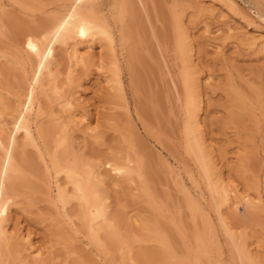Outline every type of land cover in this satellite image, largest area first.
I'll return each mask as SVG.
<instances>
[{
  "label": "rangeland",
  "instance_id": "1",
  "mask_svg": "<svg viewBox=\"0 0 264 264\" xmlns=\"http://www.w3.org/2000/svg\"><path fill=\"white\" fill-rule=\"evenodd\" d=\"M15 1L0 0L1 18L9 15L6 20L5 17L0 20L3 25L0 27V101L3 104L0 121L11 122L17 114L14 109H22L31 100H34L33 107L36 105L32 124L51 125L50 112L60 119L65 117L66 112L57 104L58 98L50 94L51 89L48 92L51 82H47L57 77V84L63 87L61 93L72 95L74 107L87 115L96 132L87 135L85 123L67 126L73 153L82 155L100 173L106 216L118 236L121 235L123 245L113 248L104 244L101 248L91 243L77 215L79 202L72 199L62 207L51 176V186L45 184L43 159L34 146L23 145L26 141L17 134V138L15 135L10 139L13 142L15 138L19 144H15L16 150H11L14 152L10 159L21 166L26 183L15 188L14 193L11 191L14 187H10L15 196L10 195L9 204L2 211L6 236H12L1 241L0 264H175L177 260L176 264H264V0H234L237 6L233 9L217 0H81L94 9L96 18L101 15V21L106 20L111 30L122 70L120 76L125 90L122 100L104 83L106 74L110 75L106 69L111 68V54L105 42L102 41V48L93 45L94 65L90 63L87 70L76 66L70 73L67 46L79 41L82 42L80 50H84L86 41L75 36L63 44L52 42L50 47L39 40L37 33L43 28L40 25L58 18L61 0H23L28 4L23 7L22 3L23 10L21 3ZM208 12L213 14L210 16ZM228 28L233 30L228 33ZM251 35L260 36L256 45L244 42ZM99 52L106 67L102 71L96 68ZM13 56L18 61L24 60V67L11 62ZM38 59L48 62L49 79L47 70L39 69ZM68 73L73 76L68 77ZM33 75L42 87L33 81ZM123 100L128 103L131 119ZM193 101L198 109L196 134L202 136L211 157L213 174L210 172L207 177L193 160L183 135L186 110L191 109L187 107ZM135 103L141 113L140 120L135 115ZM141 119L147 130L142 128ZM51 145L46 148L51 150ZM126 155L131 164L121 160ZM111 160L119 165L123 163L122 167H111L108 163ZM217 176L223 180L222 184L235 187L238 194L261 196V207L257 209L240 203L236 204V210L223 207L228 232L215 210L220 205V197L209 189ZM58 182L62 185L64 178L60 176ZM64 186L70 194L71 185ZM210 202L216 204L211 203L213 209ZM156 235L169 241L171 253L166 254ZM100 236L103 238L102 233ZM10 239L13 248L16 246L15 253L12 246L8 250ZM27 242L33 248H28ZM36 248L42 249V255L33 259L31 252ZM236 253L239 254L234 257Z\"/></svg>",
  "mask_w": 264,
  "mask_h": 264
},
{
  "label": "bare ground",
  "instance_id": "2",
  "mask_svg": "<svg viewBox=\"0 0 264 264\" xmlns=\"http://www.w3.org/2000/svg\"><path fill=\"white\" fill-rule=\"evenodd\" d=\"M11 1V0H10ZM28 1V0H26ZM26 1L25 3L23 2H20V0H17L15 2H18V3H21L19 5H21V9H22V6L25 7V4H26ZM30 1V0H29ZM60 2V0H58ZM61 4L59 5V8L58 11L60 12L58 18L56 16L55 20L54 18L51 19L52 21H50L48 24L44 23L40 26H43V28L41 27V29L39 28V32L40 34L37 33V35L40 37L39 40H41L42 43H45V44H51L52 42H54L56 44V42H59L60 43H64L67 41V39L71 38L70 41L72 40V37H75L78 39V38H81L82 40H85L86 42L84 43L85 46H83L85 49L84 50H80L79 46L82 42H75L74 44L72 43L69 44V46H67V49H66V53H67V57L69 59V61L71 60L70 65V73L74 72V68L76 69V66H82V69H86L87 70V67L91 64H93L94 61H91V57H92V53H91V50H93V45L94 44H98V47L99 48H102V46H104L102 43L105 42L110 53L111 54V60H110V63H107L109 64V66L111 68H107L105 67L104 65V61L101 60V52H99V57H98V66L96 64V68L98 67L99 71H102V69H106L110 75H108L109 77H107V74H106V77H105V81L104 83L107 84V88L109 91H111V93H113L116 96H119V98H121L120 100L124 99L125 98V90H124V87H123V80L121 79V76H120V73H121V65L118 61V57H116V54H115V48H114V38H113V35L111 33V30L110 28L108 27L107 25V22H105L106 20L101 21V15H98V17L100 18H96L94 14V12L92 10L94 9H90L89 6H87L86 3H82L81 0H61ZM85 1V0H84ZM83 1V2H84ZM87 1V0H86ZM198 1V0H197ZM38 2V1H37ZM40 2V1H39ZM91 1H89L90 3ZM95 2V1H94ZM217 2H222L221 4L223 5H227V7L233 9L234 7L236 8L237 4L235 3L234 0H217ZM17 3V4H18ZM22 3H24L22 5ZM34 3V2H33ZM41 4V3H40ZM125 4V2H124ZM214 4V3H213ZM28 4H26L27 6ZM46 5V4H45ZM89 5V4H88ZM101 6V5H100ZM99 6V7H100ZM200 6V5H199ZM197 7L199 9V11H201V7ZM20 7V6H18ZM32 6H30L31 8ZM27 8V7H26ZM25 8V9H26ZM29 8V7H28ZM39 8V7H38ZM94 8V7H93ZM196 8V9H197ZM203 9L205 7H202ZM211 8V7H210ZM223 8V7H222ZM4 9V8H3ZM2 9V10H3ZM6 9V8H5ZM4 9V10H5ZM206 9V8H205ZM204 9V10H205ZM211 9H214V8H211ZM210 9V11H211ZM3 10V11H4ZM23 10V9H22ZM34 10V9H33ZM207 11L209 9H206ZM29 11V10H28ZM198 11V12H199ZM215 11V10H214ZM260 11V10H259ZM1 12V11H0ZM213 12V11H212ZM5 14V12H3ZM205 13V12H204ZM210 13V12H208ZM214 13V12H213ZM213 13H210V16L213 14ZM247 14V13H246ZM258 14V13H257ZM260 15V14H259ZM3 16V14H2ZM9 17V15H6L4 16L5 17V20H6V17ZM2 17L1 18V13H0V20L2 21V19L4 18ZM50 17V16H49ZM224 17V16H223ZM222 17V18H223ZM256 17V16H255ZM258 17V16H257ZM263 19V17L261 18ZM54 20V21H53ZM255 20V19H254ZM259 20V18H258ZM10 21V20H9ZM2 23V22H0ZM4 23V22H3ZM223 23V22H222ZM8 25V24H7ZM11 25V24H10ZM3 26V25H0V27ZM11 27V26H10ZM235 27V26H234ZM233 27V28H234ZM37 28V27H36ZM1 29V28H0ZM237 29V28H236ZM225 30V29H224ZM233 29L231 28H228V33L229 31H231ZM235 30V29H234ZM37 31V30H36ZM208 31V30H207ZM1 32V31H0ZM234 32V31H233ZM231 33V32H230ZM235 33V32H234ZM237 33V32H236ZM240 33V32H239ZM182 36L184 35V33L182 32L181 33ZM181 34H179L181 36ZM232 34V33H231ZM243 34V33H242ZM229 35V34H228ZM236 34L234 35H231V36H235ZM79 36V37H77ZM123 36V35H122ZM121 36V37H122ZM126 36V35H125ZM124 36V38H126ZM227 36V35H226ZM259 36V35H258ZM257 35H251L250 37H246L243 38L245 39L244 42L247 41V43L250 45V46H253V45H256L259 40H260V36L258 37ZM187 37V36H186ZM37 38V37H36ZM180 38V39H181ZM185 39V37H183ZM182 38V39H183ZM226 38V37H225ZM232 38V37H231ZM77 39H74V40H77ZM81 39H79L80 41H82ZM122 41L126 39H123L121 38ZM237 39V38H236ZM37 40V39H36ZM68 42V41H67ZM84 42V41H83ZM178 42V41H177ZM181 42V41H180ZM241 42V41H240ZM40 43V42H39ZM53 43V44H54ZM122 43V42H121ZM261 43V42H260ZM44 44V46H45ZM68 44V43H67ZM246 44V43H245ZM183 45V44H182ZM248 45V46H249ZM50 46V45H49ZM180 46V45H179ZM187 46V45H186ZM38 47V46H37ZM51 47V46H50ZM216 47V46H215ZM218 47V46H217ZM216 47V48H217ZM183 48V46H182ZM212 48V47H211ZM40 49V48H39ZM43 49V48H42ZM45 49V48H44ZM219 49V48H218ZM217 49V50H218ZM41 50V49H40ZM180 52H181V49L179 48ZM216 50V49H215ZM42 53V52H41ZM179 53V52H178ZM3 54V53H2ZM9 54V53H8ZM6 55V54H3V56ZM10 55V54H9ZM26 55V54H25ZM47 55V54H46ZM1 56V54H0ZM2 56V57H3ZM8 56V55H7ZM11 56V55H10ZM6 57V56H5ZM12 57V56H11ZM10 57V58H11ZM22 57V55H21ZM27 58H29L28 56H26ZM181 57V55H180ZM7 58V57H6ZM10 58L8 60H10ZM26 58V59H27ZM182 58V57H181ZM17 59V58H16ZM15 57L13 56V58H11V62H15L16 64H20L22 65L23 62L25 63V61H18L19 58L16 60ZM46 59L48 60L49 58L46 57ZM21 60V59H20ZM39 62H38V65H39V69H45L47 70V73L46 74L48 77V79L51 77V73H50V69H49V64L48 62H46V60H44L45 62H42L41 59H38ZM50 60V59H49ZM42 62V64H41ZM28 64V63H27ZM26 64V65H27ZM35 66L37 64H34ZM38 65L36 66V68L38 67ZM94 65V64H93ZM104 65V66H103ZM24 67V65H22ZM75 66V67H74ZM30 67V66H29ZM73 67V68H72ZM85 67V68H83ZM31 68V67H30ZM72 68V69H71ZM190 68V67H189ZM40 69V70H41ZM37 70V69H36ZM35 70V71H36ZM85 70V71H86ZM106 71V72H107ZM69 72V70H68ZM34 73V72H33ZM37 73V71H36ZM42 73V72H40ZM70 73H68V77L71 78V76L73 75H70ZM103 73V72H101ZM105 73V72H104ZM70 75V76H69ZM190 75V74H188ZM193 75V73H192ZM34 76V75H33ZM32 76V77H33ZM40 76V74H39ZM46 76V77H47ZM55 76V75H53ZM191 76V75H190ZM36 76H34L32 79L33 81L36 82V79H35ZM45 77V78H46ZM67 77V78H68ZM187 78V77H186ZM39 79V78H38ZM57 77L55 76V78L51 77L50 81H48L47 83L51 82L48 84V86L50 85V88L48 89V92L50 91L51 89V92L50 94H53V97L54 98H58L56 99L58 101V105H60L62 111H65L66 112V116L63 117L62 119H60L61 117L60 116H53L52 115V112L49 113V118H52L50 119L49 121H51V125L49 126H36L34 124H32V119H31V116L32 114L34 113L35 111V106L33 107L32 103L34 100H31L32 102L27 104L24 106L23 105V108L22 109H14V111L17 112L16 116H14V118L12 119L11 122H8L9 124H7V122L5 121H0V154H2L0 157V244H1V241L3 239H5V241H7V239H9V237L11 238V236L7 237L6 236V231L5 230V224H3V222H5V218L2 216V211L4 209L7 208V205L9 204L8 203V200L10 201V195L15 196L13 195V190H16L18 189L19 185H23L26 183V179L25 177H23V172L20 170L19 167L21 166H17L15 163H13V161H11L10 159V154H12V151L11 150H14L15 149V146L19 145L17 142H15V138H17V134H21V136L23 137L22 139L23 142L26 141V143H24L23 145H32L34 146V148H36L35 150L38 151V154L39 156L43 159V163H44V168H45V171H46V181H45V184L47 187L51 186V182L54 184L55 186V192H56V195H57V200L59 202H61L62 204V207H64L67 203L70 202V200L72 199H75L79 202V206H80V209H79V212H77V215H78V218H80V222L83 226V228L85 229V232L87 234V236L89 237V239L91 240V243L93 241V243L96 245H98L99 247L103 248V246H105L104 244H109V245H112V246H121L123 240L121 239V235L118 236V233H117V230H115L114 228V225L111 223L112 221L109 222V219L107 218L106 216V205L107 204H104L105 201H104V198H102V195H101V192H100V188H101V184L103 186V180L100 179L101 176L100 173H98V170L92 165L90 164V162L87 160H85L83 157H81L82 155H75L73 153V144H72V137H70V130L68 131L67 129V126L69 123H73V124H81L82 123H85L83 124V127H84V130H85V133L87 135H94L96 132L94 130V128H92L89 124V122L87 121V115H85V113L79 111L77 108V106L74 107V101L72 99V95L71 94H62L61 93V88H63L60 84L58 85L57 84ZM41 80V79H40ZM68 80L69 82V79H66ZM71 80V79H70ZM72 81V80H71ZM194 82V81H193ZM37 83V82H36ZM35 83V84H36ZM34 84V85H35ZM40 84V81L37 83V85ZM194 84L196 85V83L194 82ZM44 86V84H42ZM192 85V83H191ZM40 86V85H39ZM61 86V87H60ZM32 87V86H31ZM42 87V86H40ZM194 85L192 86L191 89H194ZM44 88V87H43ZM35 89V88H34ZM39 89V88H38ZM47 89V88H46ZM104 89V88H103ZM136 88H134L133 90H135ZM42 91L45 92V90L41 89ZM198 90V89H197ZM34 91V90H33ZM47 91V90H46ZM136 91V90H135ZM63 92V91H62ZM196 92V91H195ZM43 93V92H42ZM47 93V92H45ZM193 93V92H192ZM48 94V93H47ZM62 94V95H61ZM78 94V93H77ZM110 94V92H109ZM196 94V93H195ZM49 95V94H48ZM47 95V96H48ZM54 95H57V96H54ZM112 95V94H111ZM112 95V97L114 96ZM35 96V95H34ZM52 96H50L49 98H51ZM1 98V96H0ZM75 98V97H73ZM77 98V97H76ZM118 98V99H119ZM236 98V97H235ZM192 99V98H190ZM1 100V99H0ZM30 100V98H29ZM75 100V99H74ZM77 100V99H76ZM75 100V101H76ZM193 100V99H192ZM3 101V100H2ZM125 102V100H123ZM55 102V101H54ZM78 102V100L76 101ZM192 102V101H191ZM50 103V102H49ZM2 102L0 101V106H1ZM197 103H194L193 101V105L192 106H188L187 108L189 109V107H191V109L186 110L187 111V115L184 114V116L186 115V117H183L186 118L185 121V127L183 125V130L184 131V140L186 142V144L188 145V149L186 147V149L188 151H190L192 157H193V160H195L196 163H198V165L200 166V168L202 169V172H203V176L207 177L208 174L210 172H212L213 174V168H212V164H211V160L209 158L208 155H210L206 149V146L203 142V139L201 138L202 136H200V134H196V132L198 131V125H199V122H198V119H196V111L198 109H196V105ZM77 105V103H76ZM190 105V104H189ZM3 106V104H2ZM50 106V105H49ZM83 107V105H81ZM44 107V106H43ZM124 109L126 110L127 114L129 115V107H128V103L125 102L124 104ZM135 107H136V103H135ZM38 109L40 108V106L37 107ZM81 108V107H80ZM42 109V108H41ZM139 109V108H138ZM137 109V107L135 108V115L137 116V118L140 120L141 116H139V110ZM46 110V109H45ZM38 111V110H37ZM40 112V111H39ZM45 112V111H44ZM61 112V111H60ZM125 112V113H126ZM38 113V112H37ZM62 113V112H61ZM60 114V113H59ZM35 115V114H34ZM33 115V116H34ZM38 115L34 116V117H37ZM42 116V114H41ZM132 115H129L128 117L130 118ZM67 117V118H66ZM39 118V116H38ZM68 120H66V119ZM235 118V117H234ZM36 119V118H35ZM131 119V118H130ZM47 121V120H46ZM5 122V123H4ZM35 122V120H34ZM53 122H56V123H53ZM39 124V123H38ZM141 126H143L142 128L147 130L148 128L146 127V124H145V121H143L141 119ZM46 125V124H45ZM69 128V127H68ZM83 130V132H84ZM151 130V129H149ZM148 130V131H149ZM147 131V132H148ZM201 132V131H200ZM151 133V131H150ZM83 134V133H82ZM153 134V133H152ZM155 134V133H154ZM16 135V137H15ZM156 135V134H155ZM153 136V135H152ZM13 137H15L13 139V142L10 141V139H12ZM154 137V136H153ZM155 138V137H154ZM158 138V137H157ZM51 139V140H50ZM18 141V140H17ZM51 141L52 145L50 144ZM96 141V140H95ZM17 143V145H15ZM20 143V142H19ZM46 144V145H45ZM51 145V150L50 148H46L49 147L48 146ZM27 145V146H28ZM29 145V146H30ZM76 145V144H75ZM44 146V148H43ZM185 148V147H184ZM16 150V149H15ZM184 150V149H183ZM186 150V151H187ZM132 151V150H131ZM134 152V151H132ZM13 155V154H12ZM190 155V156H191ZM130 156V155H128ZM137 156V155H136ZM12 157V156H11ZM124 157V156H123ZM191 157V158H192ZM131 158V156H130ZM138 158V156H137ZM115 159V158H114ZM140 159V158H139ZM22 160V159H21ZM125 162V160L127 162V164H131L130 162V159L129 157H127L126 155V158L124 159H121ZM25 161V160H24ZM112 161V160H111ZM17 162V161H16ZM27 162V161H26ZM122 162V161H121ZM130 162V163H128ZM133 162V161H132ZM135 162V161H134ZM138 162V161H137ZM141 162V161H140ZM139 162V163H140ZM25 163V162H24ZM110 164L111 167L113 168H120V165L123 164L121 163L119 165V163H116L115 161L113 162H108ZM138 163V164H139ZM126 164V166H127ZM134 164V163H133ZM142 164V163H141ZM29 165V163H28ZM197 165V164H196ZM129 166V165H128ZM131 169L132 168V165H130ZM138 166V165H137ZM198 166V167H199ZM32 167V166H30ZM122 167V165H121ZM23 168V167H22ZM126 168V167H125ZM129 168V167H127ZM129 168V169H130ZM199 168V169H200ZM124 169V168H123ZM141 169V168H140ZM139 169V170H140ZM198 169V170H199ZM216 169V168H215ZM25 170V169H23ZM127 170V169H126ZM51 171V174L49 175L48 172ZM128 171H132V170H128ZM138 171V170H137ZM126 172V171H125ZM192 174V173H191ZM194 175V173H193ZM218 175V174H217ZM2 176V177H1ZM25 176V175H24ZM49 176V177H48ZM52 179H51V177ZM62 176L64 178V183H62V185L58 182L59 181V177ZM210 177L212 175H209ZM9 177V178H8ZM45 177V175L43 176ZM180 177V176H179ZM210 177L209 180L211 179ZM49 178L53 181L50 182ZM189 178H192V177H189ZM6 179V181H5ZM191 180V179H190ZM206 180V178H205ZM208 180V182H209ZM212 180V179H211ZM180 181V180H179ZM193 181V180H192ZM222 181L221 180V177L217 176L214 180H212L211 184L209 186H211L209 189L211 190L212 194L214 193V195H218V198L220 199V205L219 207H216L217 209L216 210V213H217V217L218 219H220V221L222 222V225L225 226V230L227 229L228 231L230 230V228L228 229V221L226 220V216L224 214V211H223V207H230L234 210H236V204L237 203H240V204H243L245 205L247 208L249 207V209L251 208L252 210L253 209H257L258 207L260 208V202H261V196L259 197V195L256 196V198H252L251 195H248V194H238L236 191V188L235 187H230L229 184H222ZM194 182V181H193ZM196 182V181H195ZM207 182V183H208ZM50 183V184H49ZM206 183V182H205ZM206 183V184H207ZM67 184H70L71 185V193L69 194L68 191H67V188L64 186V185H67ZM180 184V183H179ZM194 185V184H193ZM258 185V184H257ZM26 186V185H25ZM200 186V185H199ZM208 186V185H207ZM10 187H14L13 189H11ZM45 187V185H44ZM16 188V189H15ZM20 188V187H19ZM13 192H11L10 191ZM200 189V188H199ZM48 190V189H47ZM10 191V192H9ZM102 191V190H101ZM16 192V191H15ZM47 192V191H46ZM104 192V190H103ZM12 193V194H11ZM17 193V192H16ZM50 193V192H49ZM48 193V194H49ZM147 193V192H146ZM242 193V192H241ZM258 193V192H257ZM149 194V193H148ZM211 194V195H212ZM259 194V193H258ZM104 195V193H103ZM149 196V195H148ZM152 196V194H151ZM150 197V196H149ZM148 198V197H147ZM153 198V196L151 197ZM12 199V198H11ZM107 199V198H106ZM155 201V200H154ZM150 202V201H149ZM153 202V201H152ZM219 202V201H218ZM156 203V202H155ZM211 203L214 205L215 202H210L209 205H211ZM55 204V202H54ZM216 205V204H215ZM67 206V205H66ZM6 207V208H4ZM61 207V208H62ZM212 207V205H211ZM209 206V208H211ZM64 209V208H63ZM197 209V208H196ZM213 209V207H212ZM62 210V209H61ZM65 210V209H64ZM157 210V208H156ZM6 211V210H5ZM212 211V210H211ZM194 213V212H193ZM211 213V212H210ZM6 214V213H5ZM4 215V214H3ZM66 215V214H65ZM76 215V216H77ZM5 219H3V218ZM6 217V216H5ZM68 218V217H67ZM71 218V217H70ZM69 218V219H70ZM4 220V221H3ZM73 221V220H72ZM227 221V222H226ZM208 222V221H207ZM211 222V221H210ZM8 223V222H7ZM139 223V222H138ZM149 226V225H148ZM158 226V225H157ZM204 226V225H203ZM223 226V227H224ZM205 227V226H204ZM203 227V228H204ZM82 228V227H80ZM147 228V227H146ZM145 228V229H146ZM152 228V227H151ZM154 228V227H153ZM202 228V229H203ZM13 229V228H12ZM144 229V230H145ZM201 229V230H202ZM211 229V228H210ZM147 230V229H146ZM149 230V229H148ZM151 230V229H150ZM157 230V229H156ZM226 230V232H228ZM116 231V232H115ZM153 231V230H152ZM13 232V230H12ZM16 232V231H14ZM150 232V231H149ZM10 233V232H9ZM8 233V234H9ZM100 233L103 234V238H101L100 236ZM117 233V234H116ZM154 233V232H153ZM152 233V234H153ZM211 233V232H210ZM11 234V233H10ZM9 234V235H10ZM15 233H13L14 235ZM120 234V233H119ZM160 234V233H159ZM142 235V234H141ZM146 235V234H145ZM162 235V234H161ZM230 235L232 236V233H230ZM27 237V235H25ZM23 237V238H26V237ZM158 238V240L161 242L160 245H162V247L165 249L166 251V254L168 253H171L170 250H171V247H170V243H168L169 241H167V239L161 237L160 235H156ZM198 240V243H199V239H198V235H195ZM229 236V235H228ZM17 237V236H16ZM21 237V239H22ZM204 237V236H203ZM14 238V237H12ZM140 238V237H139ZM202 238V236H201ZM231 238V237H230ZM205 239V237L203 238ZM202 239V241H203ZM209 239V238H208ZM27 240V239H26ZM211 240V239H210ZM233 240V239H232ZM4 241V240H3ZM146 241V240H145ZM158 241V242H159ZM205 241V240H204ZM130 242V241H129ZM206 242V241H205ZM204 242V243H205ZM211 242V241H210ZM209 242V243H210ZM263 242V241H262ZM4 244H6L5 242H3ZM10 245H8V250H10V247L13 245L11 243V239H10ZM7 242V244H9ZM28 243V242H27ZM203 243V242H202ZM170 244V245H169ZM239 244V243H238ZM2 245V244H1ZM31 243L29 242L27 244V247L28 248H33V247H30ZM96 245H94L96 247ZM123 245V244H122ZM202 245V244H200ZM206 245V244H205ZM211 245V244H210ZM240 245V244H239ZM97 246V247H98ZM115 246L113 248H115ZM172 246V245H171ZM199 246V245H198ZM2 247V246H0ZM7 247V246H6ZM26 247V246H25ZM118 247V246H117ZM116 247V248H117ZM201 247V246H200ZM199 247V248H200ZM3 248V247H2ZM13 248V246L11 247ZM16 246L13 248V253H15L14 251L15 250ZM100 248V250H101ZM122 248V247H121ZM205 248V247H204ZM204 248H202V250L204 251ZM26 249V248H25ZM127 249V248H126ZM237 249V248H235ZM239 249V248H238ZM242 249V248H241ZM241 249H240V252H241ZM3 250V249H2ZM24 250V249H23ZM28 250V249H27ZM31 250V249H30ZM29 250V251H30ZM41 250V251H40ZM103 250V249H102ZM101 250V251H102ZM200 250V249H199ZM198 250V251H199ZM231 250V248H230ZM243 250V249H242ZM105 251V250H103ZM102 251V252H103ZM120 251V250H119ZM202 251V252H203ZM236 252V250H234ZM238 251V250H237ZM31 252V251H30ZM42 249H32V258H36L38 256H41L42 254ZM44 252V251H43ZM101 252V253H102ZM239 252V253H240ZM12 253V252H11ZM234 253V252H233ZM239 253H236L233 254L234 257H237V254ZM247 253V258H250L248 257V252H245L244 254ZM1 255V254H0ZM9 255V254H8ZM17 255V254H16ZM30 255V254H29ZM122 255V254H121ZM128 255H129V252H128ZM250 255V254H249ZM20 256V255H19ZM31 257V256H30ZM47 257V256H46ZM45 257V258H46ZM3 258V257H2ZM179 259L181 257H178ZM246 258V257H245ZM246 258V259H247ZM253 258V257H252ZM11 259H12V256H11ZM123 259V258H122ZM237 259V258H236ZM7 260V259H6ZM38 260V258H37ZM37 260H35V262H37ZM39 260L41 261V258H39ZM125 260V259H124ZM123 260V262H124ZM156 260V259H155ZM249 260V259H247ZM39 261V262H40ZM43 261V260H42ZM46 261V260H45ZM171 261V260H170ZM181 261H183L181 259ZM185 261V260H184ZM237 261V260H236ZM250 261V260H249ZM253 260H251L252 262ZM38 262V263H39ZM49 262V261H48ZM178 262V260H177ZM176 262V263H177ZM187 262V261H186ZM244 262V261H243ZM175 263V264H176ZM254 263V262H253ZM252 263V264H253ZM3 264V263H2ZM6 264V262H5ZM13 264V263H12ZM37 264V263H35ZM45 264V263H44ZM125 264V263H123Z\"/></svg>",
  "mask_w": 264,
  "mask_h": 264
}]
</instances>
